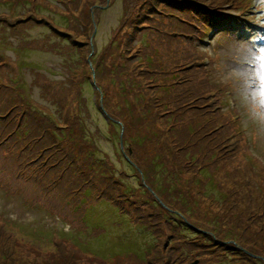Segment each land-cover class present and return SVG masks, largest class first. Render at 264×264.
Wrapping results in <instances>:
<instances>
[{
	"label": "rangeland",
	"instance_id": "rangeland-1",
	"mask_svg": "<svg viewBox=\"0 0 264 264\" xmlns=\"http://www.w3.org/2000/svg\"><path fill=\"white\" fill-rule=\"evenodd\" d=\"M2 1L0 264H264V142L216 75V54L250 39L193 12L260 28L254 10Z\"/></svg>",
	"mask_w": 264,
	"mask_h": 264
},
{
	"label": "clouds",
	"instance_id": "clouds-1",
	"mask_svg": "<svg viewBox=\"0 0 264 264\" xmlns=\"http://www.w3.org/2000/svg\"><path fill=\"white\" fill-rule=\"evenodd\" d=\"M250 21L264 28V0H252ZM228 43L217 55L216 75L228 86L233 105L241 112L257 140L264 142V46L252 40Z\"/></svg>",
	"mask_w": 264,
	"mask_h": 264
},
{
	"label": "trees",
	"instance_id": "trees-1",
	"mask_svg": "<svg viewBox=\"0 0 264 264\" xmlns=\"http://www.w3.org/2000/svg\"><path fill=\"white\" fill-rule=\"evenodd\" d=\"M9 1V0H8ZM232 1V2H231ZM10 3H14V2H11V1H9ZM225 2H228L227 0H223V3H225ZM230 2V5H233V6H235L236 7V10L238 9V7L240 6V4H241V2L240 1H236V0H230L229 1ZM7 3V1L6 2H4V1H2V2H0V4H6ZM237 4H238V6H237ZM0 7H1V5H0ZM193 12H195L196 13V15H198L199 17H200V15L201 14H204L205 15V17H204V22H206L207 24V26L209 27V28H211V27H213V26H216L217 24H220V23H223V22H225L226 21V19H227V16H226V18H225V16L224 15H222V13L219 11V10H217V8L216 7H211V9H208L207 11H201V10H197V11H193ZM228 22V21H227ZM237 22V21H236ZM237 23H239L240 25H236V24H234V26H232V28H234L235 30H238V31H243L244 30V26H242L243 24L242 23H240L239 21L237 22ZM173 68L174 69H172L173 71H171V72H173V73H177L178 71H179V67H177V65H173ZM140 77V76H139ZM135 78V80H136V86H138V87H142L141 85H140V83H137V80H138V78L136 79V77H134ZM184 81V80H183ZM185 82V81H184ZM183 82V83H184ZM145 91H147V89L145 90ZM202 98H204V96L202 95V97L200 96V97H194L193 99H202ZM193 103H196V102H193ZM191 104V102H189V101H186L185 102V100H182V103H180L179 104V109L181 110V112L184 114V115H186V110L187 109H191V108H188V106ZM194 108H196V106H194ZM146 115V114H145ZM33 135V134H32ZM235 136V135H234ZM62 138H64V137H62ZM235 138H236V136H235ZM126 161H128V163H130L129 162V160H127L126 159ZM131 167H134L133 165H131ZM162 168H163V166H162ZM163 172V171H162ZM165 173H162V174H164L163 175V179H166V178H168V176H173L174 174H173V172H168L167 170H165L164 171ZM167 172H168V176H167ZM163 210H165L164 208H163ZM165 211H168V212H170L171 214H170V216L172 215V217H174L175 215L173 214V212L172 211H170V210H165ZM164 217H165V215H164ZM163 217V215H162V220H164L167 224H172V223H170V221H168V220H166V217L164 218ZM131 220V222H132V218L130 219ZM141 219H138V221H140ZM161 220V221H162ZM185 223V226L186 227H189L190 229H192L194 232L196 231V230H199V229H195L194 228V226L192 225V224H190V223H188L187 221L186 222H184ZM134 224V223H133ZM142 226H144L145 227V231H147V232H149V230H148V228H147V226H146V224H144V225H142ZM150 226V225H149ZM171 229H173L174 227H173V224H172V226L170 227ZM197 232H199V231H197ZM187 233H192V232H190V231H188ZM200 233V232H199ZM214 232H212V233H210L209 235H211V234H213ZM196 234V233H195ZM233 243V250L237 253V254H242L243 252H242V250L241 249H239V247L237 246V245H235L234 244V242L235 241H232ZM154 246V243H153V245L151 246V248ZM220 249H222V250H224V252H226L227 251V249H228V246H225V245H222V246H220ZM233 251V252H234ZM221 252V251H220ZM233 255V254H232ZM248 255V254H247Z\"/></svg>",
	"mask_w": 264,
	"mask_h": 264
},
{
	"label": "bare ground",
	"instance_id": "bare-ground-1",
	"mask_svg": "<svg viewBox=\"0 0 264 264\" xmlns=\"http://www.w3.org/2000/svg\"><path fill=\"white\" fill-rule=\"evenodd\" d=\"M232 18H233V20H238L236 17H232ZM208 88H210L212 90L211 86Z\"/></svg>",
	"mask_w": 264,
	"mask_h": 264
}]
</instances>
